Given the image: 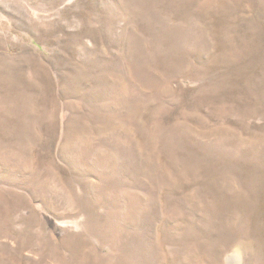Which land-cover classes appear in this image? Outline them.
Here are the masks:
<instances>
[{
    "label": "rangeland",
    "instance_id": "obj_1",
    "mask_svg": "<svg viewBox=\"0 0 264 264\" xmlns=\"http://www.w3.org/2000/svg\"><path fill=\"white\" fill-rule=\"evenodd\" d=\"M0 264H264V0H0Z\"/></svg>",
    "mask_w": 264,
    "mask_h": 264
}]
</instances>
